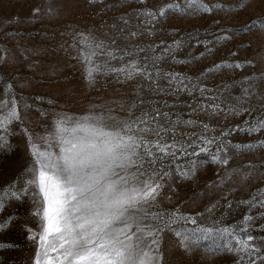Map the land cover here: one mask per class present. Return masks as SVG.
<instances>
[{
	"label": "snow or ice",
	"instance_id": "obj_1",
	"mask_svg": "<svg viewBox=\"0 0 264 264\" xmlns=\"http://www.w3.org/2000/svg\"><path fill=\"white\" fill-rule=\"evenodd\" d=\"M137 2L145 4V0ZM88 3L102 4L103 0H88ZM63 7L54 5L51 0L43 8L34 7L32 22L40 15L58 17ZM226 7L231 5L210 0H184L183 4L170 0L158 7L138 8L135 15L142 24L154 25L172 12L185 13L186 8L191 9L192 14L203 15ZM238 7L244 9L246 4L240 3ZM118 19L125 27H118L115 22L110 27L124 34L130 25L129 14ZM14 20L18 18L13 17L6 23ZM258 20L260 28L264 29V17L252 19L251 25ZM212 23L219 35L211 33L213 40L195 38L196 44H203L208 53L213 52L210 44L223 46L234 38L233 29L221 26L220 19ZM244 28L247 31L250 25ZM147 31L149 35L154 34V28ZM140 34L128 31L124 39ZM19 35L21 33H6L8 37ZM70 35V47L77 52L74 58L84 65V78L89 86H95L98 76L111 75L117 83L140 80L147 82V87L138 84L131 100L121 98L107 105H90L82 115L53 111L48 124L38 126L43 131H37L25 124L12 91L13 84H5L4 98L0 99V154L14 151L9 139L13 135H20L17 147L23 149V154L15 162L14 171H22L14 180L0 166V176L7 177L0 187V213L13 201L31 202L28 215L35 224L30 225L25 218L20 227L21 234H27L28 247L34 250L32 264H168L163 247L167 233L174 234L178 248L186 255L198 249L201 241L211 239L213 246L204 250L203 259L223 255L232 258V264H264V235H253V230L264 233V187L255 189L248 199L237 201L249 208L237 224H225L223 212L219 218L203 222L205 214L211 217L221 200L225 201V209H231L233 202L228 197L238 189L226 186L230 182L236 184L234 178H238L242 186L254 170H260V176L264 177V159L230 166L243 154L264 150V139L248 143H233L230 139L234 131L249 136L264 134V113L252 116L257 105L251 103L255 97L259 108L264 109V68L258 74L243 77L239 95L225 96L230 87L228 83L209 88L203 81L212 73L253 65L252 60L236 59L238 49L229 50L233 59L214 62L192 78L159 66L166 54L171 55L173 62H190L178 60L175 55L184 46L183 39L173 40L158 55L159 45H133L132 50H127L116 48L115 38L106 41L91 30L73 31ZM17 49L26 60V53L31 50L21 48L18 43ZM141 53H144L142 58ZM204 55L205 52H201L192 59L199 60ZM115 60L120 61L119 66L112 63ZM260 62L264 64V56L260 57ZM15 63V52L0 47V67ZM161 80L166 81L172 94L187 93L195 99L199 92V100L187 105L190 109L187 119L162 110L159 101L142 97L144 90L163 94ZM231 86H235V81ZM35 99L39 101L42 97ZM47 102L54 104L52 99ZM164 105L173 106L167 101ZM29 107L24 104L25 109ZM137 108L141 109L139 114H136ZM35 110L41 118H48L47 111L39 107ZM121 112L125 114L120 115ZM200 114L206 115L208 121L193 118ZM235 117L245 118L233 126L229 119ZM212 119L223 123L219 127L212 125ZM15 125L19 126V133L15 132ZM181 127L194 131L190 134L179 131ZM201 154L207 159L201 160ZM209 163L216 166L217 176L215 181L207 182L205 188L225 189L219 200L209 202L203 211L194 213L183 211L179 205L163 207L162 197L170 203L179 193L178 185L194 182L201 166ZM203 195V191L193 193V196ZM18 219L15 214L0 215V230L8 229ZM13 247L18 245L0 243V248Z\"/></svg>",
	"mask_w": 264,
	"mask_h": 264
},
{
	"label": "rangeland",
	"instance_id": "obj_2",
	"mask_svg": "<svg viewBox=\"0 0 264 264\" xmlns=\"http://www.w3.org/2000/svg\"><path fill=\"white\" fill-rule=\"evenodd\" d=\"M48 2L49 0H0V47H8L16 54L15 64H5L0 67V99L4 98L5 84L12 83V91L19 102L21 115L25 117V124L37 131H43V128L38 126L48 124L53 111L82 115L90 105H107L110 101L121 98L131 100L138 84L143 83L147 87V82L140 80L117 83L111 75L98 76L95 86H89L84 78L85 67L80 60L74 58L77 52L70 47L72 44L70 33L73 31L88 32L91 30L94 35L102 37L106 41L115 38V47L119 49L132 50L133 45L141 47H147L150 44L159 45L156 49L158 55L164 47L172 44L173 40L183 39L185 44L175 52V55L178 60L188 59L190 62L188 64L173 62L171 55L166 54L159 62V66L162 70L183 73L192 78L199 76L204 68L210 67L214 62H219L223 58L233 59L229 56V50L238 49L236 59L252 60L253 65L235 71L225 69L212 73L203 81L209 88H218L221 82L228 83L230 87L224 93L225 96L239 95L240 81L243 80V77L252 75L254 72L258 74L264 68V64L260 62V57L264 56V29L260 28L259 20L257 24L251 25L252 19L264 17V0H210V2H221L231 5V7L203 15L192 14V10L186 8L185 13L172 12L167 19L156 22L154 25L142 24L137 19L135 10L144 6L158 7L161 3L170 2V0H145V4H140L137 0H103L102 4L93 5H89L88 0H51L54 5L64 6L62 14L52 18L40 15L35 19V22H32V9L34 7L43 8ZM178 2L183 4L184 0H178ZM205 2H209V0H205ZM240 3H245L246 7L240 9L238 7ZM125 13L129 14L130 25L125 28L124 34H119L110 26L115 22L118 27H125L118 19ZM13 17H17L18 20L6 23ZM214 19H220L221 26L232 28L234 38L231 43L223 46L210 44L209 47L213 48V52L208 53L203 44H196L195 38L213 40L214 37L211 33L216 32V27L212 23ZM246 24L250 25L247 31L244 28ZM149 28H154V34H148L147 29ZM128 31H137L141 34L136 38L126 40L124 36ZM9 32L21 33V35L8 37L6 33ZM216 34L219 35L218 32ZM17 43L21 48L31 50L26 53L28 57L26 60L20 55ZM201 52H205L202 59H192ZM120 54L118 53V55ZM140 55L142 58L144 53ZM148 55L151 53L149 52ZM112 63L119 66L120 61L115 60ZM233 81H235V86H231ZM160 86L165 89L163 94L144 90L142 97L146 100L159 101L158 106L162 110L179 114L187 119L186 114L190 111L187 105L199 100V92L196 93L194 99L187 93L172 94L164 80L160 81ZM11 94L9 95L11 96ZM36 96H40L42 99L37 101ZM49 99H52L54 104L49 105L47 102ZM165 101L173 106L166 108ZM25 103L31 107L25 109ZM251 103L257 105L252 116L264 113V109L259 108L255 97L252 98ZM151 106L145 105V107ZM37 107L47 111L48 118H41L35 110ZM99 110L97 109V111ZM140 110L137 108L136 114H139ZM119 114L124 115L125 113ZM193 118L208 121V117L203 114ZM244 118H230L229 123L235 126ZM221 123H223L222 120L219 122L217 119L211 120V124L218 127ZM14 130L19 133V126L15 125ZM179 131L190 134L194 129L181 127ZM195 131H199V129H195ZM9 139L14 151L0 154V166H3L5 171L11 175V179L14 180L19 171H22V169L14 171V169L15 162L23 154V149L17 147L21 140L20 135H13ZM230 139L233 143H248L256 139H264V134L255 133L249 136L244 132L234 131ZM199 158L207 159L204 154H201ZM259 159H264V150L243 154L242 157L234 159L230 166L249 161L257 163ZM216 176L215 165L210 163L202 165L194 182L178 185L179 193L170 203L163 197L161 198L163 207L175 208L179 205L185 212L203 211L206 204L219 200L225 191V189L210 191L205 188V184L215 181ZM234 179L237 181L236 184L230 182L226 186L238 189L228 197V200L233 202L231 209H225L223 207L225 201L221 200L211 217L207 213L205 214L203 222L207 223L211 219L219 218L223 212L225 224H237L242 216L249 211L248 206L239 204L237 201L248 199L255 189L264 187V177L260 176V170H254L252 177L242 186L239 184L238 178ZM6 180V176H0V187L5 184ZM200 191L204 192L202 197L193 196L194 192ZM192 200L196 202L192 203ZM182 201H187V203H181ZM30 210V201L26 200L23 204L13 201L5 212L0 213L3 216L15 214L20 217L8 229L0 230V243L18 245L13 248H0V264H32L34 250L28 247L27 234L22 235L23 229L20 227L25 218L30 225L34 226L35 221L28 215ZM252 213L255 215L256 210L253 209ZM253 235L259 237L264 233L253 230ZM212 246L211 239L203 240L198 249L190 255H186L178 248L174 234L167 233L163 241L165 260L168 264H232V258L223 255L211 260L203 259L204 250ZM51 255L55 256V253H51Z\"/></svg>",
	"mask_w": 264,
	"mask_h": 264
}]
</instances>
